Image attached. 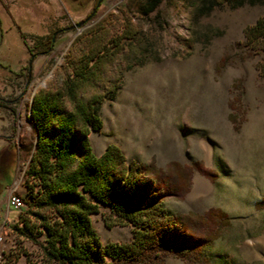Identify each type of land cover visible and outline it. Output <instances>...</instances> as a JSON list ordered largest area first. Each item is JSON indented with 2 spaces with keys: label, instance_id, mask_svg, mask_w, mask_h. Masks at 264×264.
<instances>
[{
  "label": "rangeland",
  "instance_id": "rangeland-1",
  "mask_svg": "<svg viewBox=\"0 0 264 264\" xmlns=\"http://www.w3.org/2000/svg\"><path fill=\"white\" fill-rule=\"evenodd\" d=\"M3 1L7 6L0 4V96L12 94V78H18L13 84H18L21 96L13 105L14 161L2 180L0 220L8 190L9 197H22L25 191L24 169L35 140L27 117L31 93L60 81L76 36L105 19L115 31L124 22L134 33L122 38L116 57L122 85L113 99L100 105L101 127L88 133L92 151L99 154L107 143H115L127 158L142 163L153 159L165 168L176 160L191 166L185 191L165 197L163 204L173 213H202L216 206L226 212L228 223L219 225V235L190 260L157 249L138 259L116 258L112 264H264V206H254L264 190V77L257 76L253 65L261 55L248 54L242 45L243 27L264 14V3L231 6L223 0L203 9L204 0H158L144 13L140 6L147 0H100L84 24L58 31L53 49L36 55L23 87L28 54L17 31L30 36L73 24L83 19L93 0ZM7 122L0 106V131ZM195 161L209 174L194 168ZM24 208L17 212L9 206V226H0V238L6 242L0 250L3 264H18L19 255L29 264L37 258V246L16 231ZM99 208L92 214V225L101 241L128 240L130 226H106L101 212L108 206Z\"/></svg>",
  "mask_w": 264,
  "mask_h": 264
},
{
  "label": "trees",
  "instance_id": "trees-1",
  "mask_svg": "<svg viewBox=\"0 0 264 264\" xmlns=\"http://www.w3.org/2000/svg\"><path fill=\"white\" fill-rule=\"evenodd\" d=\"M157 1L147 0L141 11L151 10ZM204 1L201 8L209 9L223 0ZM224 1L231 6L264 3ZM106 22L75 37L60 81L35 90L29 105L36 136L24 169L25 208L18 215L21 226L16 231L37 246L32 264H112L113 259H138L157 249L190 260L219 235V225L228 223L226 212L216 206L202 213H173L163 204L165 197L185 191L191 166L176 160L168 161L165 168L153 159L142 163L127 158L115 143H107L99 154L92 151L88 133L101 127L100 105L113 99L122 85V69L116 61L121 40L134 33L124 22L119 31ZM52 32L33 35V47L48 53L54 46ZM20 35L25 43L21 31ZM242 37L248 54L261 55L253 65L257 76L264 77V14L243 27ZM192 166L209 174L197 161ZM100 204L108 206L107 212H101L106 226H130L128 240L101 241L90 218ZM254 206H264V190Z\"/></svg>",
  "mask_w": 264,
  "mask_h": 264
},
{
  "label": "flooded vegetation",
  "instance_id": "flooded-vegetation-1",
  "mask_svg": "<svg viewBox=\"0 0 264 264\" xmlns=\"http://www.w3.org/2000/svg\"><path fill=\"white\" fill-rule=\"evenodd\" d=\"M24 37H25V43L21 37L22 42L25 45V48L27 50V54H28V60L30 59V56L32 55L31 58V64L30 67L28 69V60L27 62L24 64L23 68L25 69L24 72V85L23 87H26V83L29 81L30 78V72H31V65L34 62V59L36 57V55L38 53L41 54H48V53H44L42 50L39 49H35L34 46V40L32 39V36L35 35V33L30 34V36H27L24 32H22ZM53 33V32H52ZM37 35H42V34H37ZM51 40L54 41V37L52 39L51 36ZM28 47H30V49H33L32 51L28 49ZM54 47V46H53ZM53 49V48H52ZM20 75V74H19ZM15 82L18 81V78H14ZM14 79H11V84L12 86L10 87V89H8V92H12L11 95L9 96H0V106L4 109L7 117H8V122H7V126L4 128V130L0 131V192L1 190L5 187L4 184L2 183V180L5 179V177L7 176L8 172H9V167L10 164L14 161V145H13V140H14V136H15V124H16V110L14 109V103L18 102L20 99V90L18 87V84H13ZM34 94V93H33ZM30 105V102H29ZM29 107V106H28ZM27 114H28V110H27Z\"/></svg>",
  "mask_w": 264,
  "mask_h": 264
},
{
  "label": "built area",
  "instance_id": "built-area-1",
  "mask_svg": "<svg viewBox=\"0 0 264 264\" xmlns=\"http://www.w3.org/2000/svg\"><path fill=\"white\" fill-rule=\"evenodd\" d=\"M4 204H5V213H4V216L0 220V225L1 224H7V213H8L9 206H12L16 210H20L21 204H25V202L22 199L20 194L16 198H9V190H8ZM3 242H4V240H0V247H2ZM17 244H18V242H17Z\"/></svg>",
  "mask_w": 264,
  "mask_h": 264
},
{
  "label": "water",
  "instance_id": "water-1",
  "mask_svg": "<svg viewBox=\"0 0 264 264\" xmlns=\"http://www.w3.org/2000/svg\"><path fill=\"white\" fill-rule=\"evenodd\" d=\"M99 1H100V0H96L94 7L91 9V11L89 12V14L85 17V19L90 18L91 15L95 12L96 7H97L98 4H99ZM84 22H85V21H84V18H83V19H80V20L74 22L73 24H70V25L64 26L62 29H68V28L72 27L73 25H75V26L78 27V26H81L82 24H84ZM59 30H60V29H56V30L53 31V33H52V39H53L54 35H55ZM31 58H32V55L30 56V59H29L28 62H27V64H28V69H29L30 64H31ZM33 93H34V91L31 93L30 101H29L30 103H31V100H32ZM27 117H28L29 119H31V117H30V106L28 107V114H27ZM35 136H36V130H35Z\"/></svg>",
  "mask_w": 264,
  "mask_h": 264
},
{
  "label": "crops",
  "instance_id": "crops-1",
  "mask_svg": "<svg viewBox=\"0 0 264 264\" xmlns=\"http://www.w3.org/2000/svg\"><path fill=\"white\" fill-rule=\"evenodd\" d=\"M9 2H10V0H8ZM87 3H88V1H87ZM0 4L2 5V6H7L5 3H4V1L3 0H0ZM20 31L21 30H18L17 32H18V35H19V37H20ZM21 32H23V31H21ZM21 38V37H20ZM20 62V61H19ZM20 65V64H19ZM133 158V157H132ZM92 214L93 213H91L90 214V218H91V222H92ZM100 237V236H99ZM6 248H7V246H5ZM32 247H35V245L34 244H32ZM5 260H7V258H5ZM7 262H8V260H7ZM17 263L18 264H26V261H25V258H24V256L23 255H19L18 257H17Z\"/></svg>",
  "mask_w": 264,
  "mask_h": 264
},
{
  "label": "bare ground",
  "instance_id": "bare-ground-1",
  "mask_svg": "<svg viewBox=\"0 0 264 264\" xmlns=\"http://www.w3.org/2000/svg\"><path fill=\"white\" fill-rule=\"evenodd\" d=\"M201 180H202V179H201ZM14 191H15V190H14ZM16 197H17L16 194L11 193L9 198H16ZM22 205H25V204H21L20 209H22ZM16 211L19 212V210H16ZM15 224H16V223H15ZM6 225H8V219H7V224H1L0 226H6ZM8 226H9V225H8ZM11 229H12V228H11ZM3 237H4V236H3ZM0 240H1V238H0ZM4 244H6V242H3V245H2V247H0V250L3 249ZM3 263H4V257H3V255L0 253V264H3Z\"/></svg>",
  "mask_w": 264,
  "mask_h": 264
}]
</instances>
